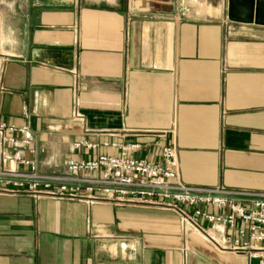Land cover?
<instances>
[{
  "label": "crops",
  "instance_id": "0c3cea01",
  "mask_svg": "<svg viewBox=\"0 0 264 264\" xmlns=\"http://www.w3.org/2000/svg\"><path fill=\"white\" fill-rule=\"evenodd\" d=\"M0 125V170L2 145L33 162L16 172L69 176L70 160L160 162L168 144L184 184L264 193V11L246 23L228 0H0ZM200 224L0 193V264L250 263L232 229Z\"/></svg>",
  "mask_w": 264,
  "mask_h": 264
},
{
  "label": "built area",
  "instance_id": "2783aa9c",
  "mask_svg": "<svg viewBox=\"0 0 264 264\" xmlns=\"http://www.w3.org/2000/svg\"><path fill=\"white\" fill-rule=\"evenodd\" d=\"M4 125H0V132ZM15 130V127H11ZM26 128H19L24 133ZM15 144L14 139H5ZM29 144V140H24ZM93 146V145H88ZM161 161L99 155L67 161L69 176L16 172L15 163L33 162L1 147L0 193L89 202L152 205L177 212L184 222L203 230L200 220L234 231L232 250L245 253L249 264H264V193L236 192L224 187L197 188L180 179L176 150L160 145ZM9 164L8 168L5 166ZM100 173L97 177L95 174ZM91 175V176H88ZM210 208L219 212L209 211Z\"/></svg>",
  "mask_w": 264,
  "mask_h": 264
},
{
  "label": "water",
  "instance_id": "95a60500",
  "mask_svg": "<svg viewBox=\"0 0 264 264\" xmlns=\"http://www.w3.org/2000/svg\"><path fill=\"white\" fill-rule=\"evenodd\" d=\"M264 0H228V19L238 22H258Z\"/></svg>",
  "mask_w": 264,
  "mask_h": 264
}]
</instances>
